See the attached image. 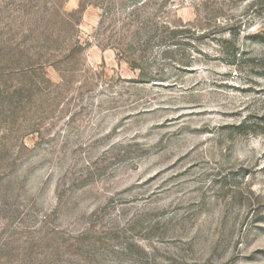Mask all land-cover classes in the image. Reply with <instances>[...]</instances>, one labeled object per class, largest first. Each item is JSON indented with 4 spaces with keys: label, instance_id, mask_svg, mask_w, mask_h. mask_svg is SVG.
<instances>
[{
    "label": "rangeland",
    "instance_id": "1",
    "mask_svg": "<svg viewBox=\"0 0 264 264\" xmlns=\"http://www.w3.org/2000/svg\"><path fill=\"white\" fill-rule=\"evenodd\" d=\"M0 264H264V0H0Z\"/></svg>",
    "mask_w": 264,
    "mask_h": 264
},
{
    "label": "trees",
    "instance_id": "2",
    "mask_svg": "<svg viewBox=\"0 0 264 264\" xmlns=\"http://www.w3.org/2000/svg\"><path fill=\"white\" fill-rule=\"evenodd\" d=\"M122 4H124V1H121ZM84 8L82 6L79 8L78 13L83 14Z\"/></svg>",
    "mask_w": 264,
    "mask_h": 264
}]
</instances>
